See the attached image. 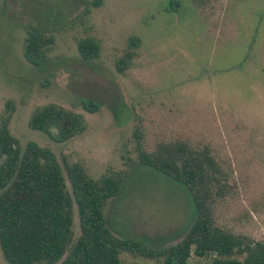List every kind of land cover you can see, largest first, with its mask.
Returning <instances> with one entry per match:
<instances>
[{
	"label": "rangeland",
	"instance_id": "rangeland-1",
	"mask_svg": "<svg viewBox=\"0 0 264 264\" xmlns=\"http://www.w3.org/2000/svg\"><path fill=\"white\" fill-rule=\"evenodd\" d=\"M91 1L0 0V113L11 100L9 132L21 145L49 148L63 173L73 162L91 178L123 173L103 208L107 227L151 247L177 241L193 205L180 183L138 164L136 143L146 152L169 142L207 147L227 184L214 202V223L264 240V0H176L172 9L169 0ZM31 25L53 40L39 66L22 55ZM86 38L98 51L85 60L77 41ZM128 48V67L118 72L115 62ZM83 99L94 112L82 108ZM46 103L81 114L84 130L53 142L29 128L31 111ZM72 229L76 235L74 210ZM0 264H7L1 252Z\"/></svg>",
	"mask_w": 264,
	"mask_h": 264
},
{
	"label": "trees",
	"instance_id": "trees-1",
	"mask_svg": "<svg viewBox=\"0 0 264 264\" xmlns=\"http://www.w3.org/2000/svg\"><path fill=\"white\" fill-rule=\"evenodd\" d=\"M101 0H92L99 6ZM169 0L167 9L175 8ZM52 37L39 26H26L22 44L24 59L33 66L43 64ZM137 44L130 38L128 47ZM82 59L97 55L91 39L77 41ZM133 52L128 48L115 62L118 72L128 67ZM82 108L94 112L96 105L81 100ZM13 103L7 100L0 113V252L7 264H139L123 263L129 253L154 264H189L190 255L206 258L202 264H264V240L232 233L213 221L216 199L227 193L223 169L207 147L194 148L184 142L159 144L146 152L136 143L138 164L160 172L187 190L193 217L181 237L165 246L125 239L107 227L103 208L124 181L114 171L97 178L88 176L77 163H65L64 173L53 152L33 141L23 145L8 129ZM27 126L63 142L81 133V114L55 103L34 108ZM138 138V132H133ZM73 210L77 233H73Z\"/></svg>",
	"mask_w": 264,
	"mask_h": 264
}]
</instances>
